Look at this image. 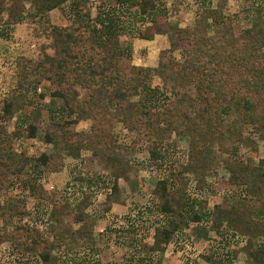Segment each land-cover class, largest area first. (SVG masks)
Listing matches in <instances>:
<instances>
[{
    "label": "trees",
    "instance_id": "1",
    "mask_svg": "<svg viewBox=\"0 0 264 264\" xmlns=\"http://www.w3.org/2000/svg\"><path fill=\"white\" fill-rule=\"evenodd\" d=\"M25 1L34 9L32 17L45 23H48V14L63 8L71 12L77 22L85 17L74 0H0V26L4 24L9 27L22 23L27 15ZM226 1L218 0L215 8L196 11L192 28L178 25L173 27L169 20L167 0H114V4L110 6L98 7L95 22L89 26L93 31L92 50H99L96 58L90 53L88 58L80 56L81 59H78L75 46L79 43L69 28L51 25L48 33L50 42L42 59L35 63L34 69H38L41 82L48 85V98L51 102L56 98L61 103L58 112H68L69 116L74 117L66 125L50 121L44 135V142L54 146L61 162L70 157L71 151L76 148L78 151L90 150L94 156L99 155L103 160L108 157L107 151L113 149L117 160L110 168V193L107 196L117 197L120 193L118 180L127 177L131 165L122 157L121 149L117 146L116 139L111 138L108 126L112 122L123 123L131 131L138 130L157 136L158 132L152 121L154 101L158 99L159 102L162 96L168 100L170 96L166 97V93L153 85L154 78L170 90L173 98L172 105L159 113L165 114L162 117L173 118L168 120L167 126L171 122L176 123V118L191 119L192 114L197 112L206 125L214 129L225 117L235 113L228 128L230 134L248 142V139L251 141L248 132L256 130L258 139L264 142V32L259 21L255 20L239 35H232L228 31L226 37L209 35L207 32L210 28L227 26V22L234 21L233 16L222 15L223 3ZM132 15L143 24V27L135 29L139 40L152 41L157 35L169 36L170 48L160 53L157 67L132 66L125 74H121L113 68L112 56L118 48L117 39L121 27L124 21L127 24L126 20ZM87 16L89 17V13ZM18 61L23 71L18 76L17 94L0 102V168L8 170L7 174L0 172V184L4 183L7 175L10 176L7 188L22 185L20 176L34 159L26 153H15L3 146L11 140L6 131L8 123L22 111V98L29 92L26 79L34 74L31 62L30 66H25L22 58ZM77 87L86 91L87 100L81 101ZM190 89L195 92L194 97L192 91L189 93ZM158 106V109L165 108L164 105L162 108L161 105ZM25 118L29 119L27 115ZM18 120L24 126L25 136L35 138L37 127L32 123L27 124L23 118ZM90 120L97 124L91 135L83 133V138L79 141L73 139L74 136L69 137V125ZM249 127L256 129H246ZM244 132L246 140L243 139ZM162 135L160 133L159 138L162 139ZM104 140L105 143L108 140L111 146L104 144ZM75 143H78L77 146ZM148 146L150 157L159 154L158 158H154L159 162L161 150L156 149H163L165 146L160 141L155 143L158 146L155 150L154 145L153 149L151 145ZM256 148L257 146L251 148L252 155L245 161L238 158L226 160L225 168L229 173L226 185L230 190L224 195L217 193L215 197L220 199L214 207L208 204L206 197L192 198L186 188L181 191L173 173L169 177L158 179L151 194L152 207L157 214L170 217V220L165 225L155 227L152 249H165L178 231L193 225L197 237L208 241L212 240L208 233L219 236L229 232L232 237L241 238L242 244L238 251L231 250L229 253L227 251L216 255L206 252L202 255L206 261L236 264L239 253L243 252L251 264H264V159H256ZM110 155L111 153L109 157ZM50 157L53 155L42 154L36 160L46 166ZM204 160L202 161L205 162ZM204 183L199 179L196 189L202 190ZM189 200L191 205L188 204ZM69 202V199L65 200L55 209V213L60 216L56 221L64 217L79 226L75 232L79 239L91 238L96 222L92 219L93 214L87 211L90 206L88 196L83 195L74 205ZM195 205L200 207L199 211H194ZM28 214L22 201L7 199L0 202V221L12 223L13 226L11 232L5 233L0 228V247L3 243H9L15 254H28L40 264H49L57 259L51 253L54 246L45 243L43 234H33L37 232L39 224L36 227L34 224L20 222ZM96 216L99 220L104 218L102 214ZM204 220L209 221V231L201 225ZM73 254L66 251L67 259L60 263L68 264V256L71 258Z\"/></svg>",
    "mask_w": 264,
    "mask_h": 264
},
{
    "label": "rangeland",
    "instance_id": "2",
    "mask_svg": "<svg viewBox=\"0 0 264 264\" xmlns=\"http://www.w3.org/2000/svg\"><path fill=\"white\" fill-rule=\"evenodd\" d=\"M74 2L85 15L80 23L71 12H67L66 8L48 14V23H45L32 17L34 9L25 1L27 15L23 22L9 27H5L4 24L0 26V102L17 94L18 76L23 71L18 59L22 58L25 66L32 64L34 69L35 63L44 56L45 48L50 42L48 33L51 25L69 28L79 43L75 46L78 59H81L80 56L86 59L90 53L96 58L99 50H92L93 31L89 26L95 22L98 7L110 6L114 4V0ZM223 4L222 15L233 16L234 21L227 22V26L210 28L207 32L209 35L226 37L227 31L232 35H239L255 20L259 21L264 32V0H227ZM167 5L169 20L173 27L178 25L182 28H192L195 12L203 8H215L218 0H167ZM126 21L127 24L124 21L117 39V51L112 56L113 68L125 74L132 66L157 67L160 53L170 48L169 36L157 35L152 41L139 40L135 29L143 27V24L133 15ZM47 52L50 53L49 50ZM26 81L29 92L22 98V111L8 123L6 131L11 140L3 146L15 153H26L34 159L20 176L22 185L16 184L13 188H7L10 179L7 175L4 183L0 184L2 185L0 202L10 199L25 204L29 214L20 222L34 224L36 227L39 224L40 227H37V232L33 234L40 236L43 234L46 238L45 243L54 246L51 253L58 260H53L49 264H62L64 259H67L66 251L74 253L73 257L68 256L70 260L68 264H219L206 261L202 255L206 252H213V255L227 251L229 253L231 250L238 251L241 248V238L236 239L229 232L219 236L208 233L212 237V240L208 241L203 237L198 238L197 231L190 225L188 229L178 231L165 249L158 251L152 249L155 227L165 225L170 220V217L157 214L152 207L151 194L158 179L169 177L173 173L176 185L182 189L181 191L186 188L192 198L206 197L208 204L214 207L220 199L215 197L217 193L224 195L230 190L226 185L229 177L225 168L227 159L238 158L245 161L252 155L253 146H257L256 159H264V142L258 139V131L248 132L251 138L248 142L230 134L228 128L235 118V113L225 117L214 129L208 127L197 112L192 114L191 119L176 118V123L171 122V125L167 126L168 120L171 121L173 118L162 117L165 114L159 113L172 105L173 98L170 90L154 78L153 85H157L166 93V97L170 96L168 100L162 96L159 102L158 99L154 101L152 121L154 129L158 132L157 136L138 130L131 131L126 129L123 123L112 122L108 126L111 138L116 139L117 146L121 149L122 157L131 165L127 177L118 180L120 193L117 197L109 198L107 195L110 193V168L117 160L113 149L111 152L107 151L108 157L103 160L99 155L94 156L90 150L78 151L76 148L71 151L70 157L61 162L54 146L44 142V135L50 121L63 122L66 125L74 117L69 116L68 112L64 114L58 112L61 103L56 98H53L55 99L53 102L48 98V85H45L44 81L41 82L38 69H34V74L28 76ZM77 89L81 101L87 100L86 91L83 88ZM191 91L190 89L189 93ZM191 94L195 96L194 91ZM157 105H161V108L164 105L165 108L158 109ZM262 106L264 108V105ZM24 114L29 117L28 120ZM20 117L27 121V124L32 123L37 127L35 138L29 139L25 136L23 124L17 122ZM96 126L97 124L91 120L69 125L68 135L79 141L83 138V133L91 135L92 129ZM75 131L79 134H74L77 133ZM160 133H163L162 139L159 138ZM244 137L245 132L243 139ZM158 141L165 146L163 149L162 147L159 149V145L155 146ZM106 143L104 140V144ZM77 144L75 143L76 146ZM108 145L111 146L109 143ZM148 145H151L152 149L154 145V150L157 147V151L161 150L159 162L154 159L158 158L159 154L150 157ZM42 154L53 155L46 166H42L36 160ZM0 172L7 174L8 170L1 167ZM199 179L205 181L202 190L196 189ZM83 195L88 196L90 206L87 211L93 214L92 219L99 228L89 239H79L75 234L79 226L64 217L56 221L60 216L55 213V209L63 201L69 199L70 205L71 203L74 205ZM189 202L191 205L192 202ZM199 209L200 207L195 205L194 211ZM97 214H102L103 220L97 219ZM208 222L204 220L201 224L206 231H209ZM0 228L5 233L11 232L13 226L12 223L0 221ZM211 247L215 248L214 251L210 249ZM0 264L40 263L31 255L15 254L9 243H3L0 247ZM236 264L251 263L241 252Z\"/></svg>",
    "mask_w": 264,
    "mask_h": 264
},
{
    "label": "crops",
    "instance_id": "3",
    "mask_svg": "<svg viewBox=\"0 0 264 264\" xmlns=\"http://www.w3.org/2000/svg\"><path fill=\"white\" fill-rule=\"evenodd\" d=\"M96 222V221H95ZM97 230H99V228H98V226H97V223L95 224V227H94V232H93V234L95 233V232H97ZM93 234H92V236H93Z\"/></svg>",
    "mask_w": 264,
    "mask_h": 264
}]
</instances>
